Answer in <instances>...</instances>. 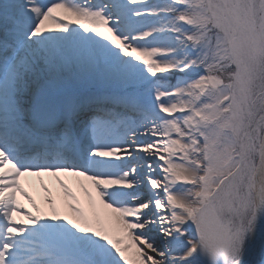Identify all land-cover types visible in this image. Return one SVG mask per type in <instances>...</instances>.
I'll return each instance as SVG.
<instances>
[{
  "label": "snow or ice",
  "instance_id": "6c2138e0",
  "mask_svg": "<svg viewBox=\"0 0 264 264\" xmlns=\"http://www.w3.org/2000/svg\"><path fill=\"white\" fill-rule=\"evenodd\" d=\"M0 264H264V0H0Z\"/></svg>",
  "mask_w": 264,
  "mask_h": 264
},
{
  "label": "bare ground",
  "instance_id": "6f19581e",
  "mask_svg": "<svg viewBox=\"0 0 264 264\" xmlns=\"http://www.w3.org/2000/svg\"><path fill=\"white\" fill-rule=\"evenodd\" d=\"M68 178L70 180L74 181V178H71V177H68ZM47 181H48L47 185L49 186L51 191H50V193H47L43 189V190H38L36 193H33V195L36 197L37 203L41 205L42 209H44V211L46 213H49L50 209H49V206H48V203H47L45 197L47 195H49V194L52 197L55 196V195H60L58 197L57 203H58V205H60L61 214H64V213H69L70 214V209L67 207V204L69 203V200H68L67 197L64 196L63 190H56V189L51 188V186H53V182H55V181H52L49 178H47ZM22 182L25 184V187L27 188V186H33V185L37 184V177H35V176L26 177V178H23ZM74 184H77V183H74ZM21 200L23 201V203H25V205L31 207V205H28L27 200H25L23 197H21ZM79 201L82 204V206L86 207V212H89V213L92 212V206L89 203L88 197L86 195L80 196ZM100 210L103 211L102 209H100Z\"/></svg>",
  "mask_w": 264,
  "mask_h": 264
}]
</instances>
